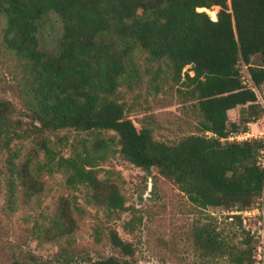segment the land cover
Returning <instances> with one entry per match:
<instances>
[{
	"label": "trees",
	"instance_id": "1",
	"mask_svg": "<svg viewBox=\"0 0 264 264\" xmlns=\"http://www.w3.org/2000/svg\"><path fill=\"white\" fill-rule=\"evenodd\" d=\"M213 7H218L216 18L206 12ZM0 15L7 46L24 60L22 91L35 136L36 147L15 170L23 198L44 190L39 170L58 169L67 185L87 187L90 200L108 216L128 209L118 185L98 177L94 156L86 150L64 156L45 135L72 129L114 131L124 159L146 172L155 167L198 208H248L257 197L264 200V167L256 161L263 140L228 139L264 112L259 95L264 89V0H0ZM51 15L61 27L54 52L41 49L38 39L42 21ZM150 74L156 89L159 78L181 82L200 112L195 132L174 142L160 141L149 126H139L127 115L119 88L140 86ZM8 113L9 104L0 101V136L10 132ZM39 150L45 161L34 168ZM230 217L254 241L248 257L253 264L255 234L240 215ZM133 222L134 216L127 226ZM76 228L71 203L62 198L48 223L36 231L46 241L65 239L70 245ZM218 234L204 225L193 236L199 248L213 253L221 250ZM107 237L120 256L73 263L61 246L57 261L140 264L127 258L133 246L116 230L110 229ZM246 253L239 249L234 260L244 262ZM10 258V264H27L14 253Z\"/></svg>",
	"mask_w": 264,
	"mask_h": 264
},
{
	"label": "rangeland",
	"instance_id": "2",
	"mask_svg": "<svg viewBox=\"0 0 264 264\" xmlns=\"http://www.w3.org/2000/svg\"><path fill=\"white\" fill-rule=\"evenodd\" d=\"M217 10L218 7H213L206 12L216 18ZM5 25V18L0 15V101L9 104L10 120V132L0 136V264H10L13 253L22 256L27 264H62L57 261L61 246L67 247L68 254L74 257L73 263L109 255L120 256L108 241L110 229L116 230L122 239L132 244L134 252L127 258L133 263L250 264L248 257L252 258L254 241L247 240L237 219L230 217V208L201 209L194 206L155 167L146 172L124 159L119 152L118 136L112 130L62 129L45 135L51 146L64 156L74 151L85 154V150L94 156L98 177L110 179L118 185L127 210L108 216L103 207L90 200L87 187L67 185L65 174L58 169L39 170L44 190L29 199L23 198L15 170L36 144L35 136L29 131L32 120L22 91L25 84L24 60L7 46ZM60 34L57 18L52 15L46 17L38 31L40 48L56 51ZM143 59V65L147 66ZM151 68L154 72L156 64ZM242 73L246 78L245 67H242ZM150 76H145L140 86L119 88L120 101L125 103L127 115L137 125L149 126L160 141L174 142L195 132L200 112L194 100L183 93L181 82L159 78V88L156 89L150 83ZM259 95L264 98V89L259 90ZM263 117L264 112L258 118L259 129L262 128L261 123L264 125ZM44 161V153L39 150L32 166L35 168ZM12 189L14 195L11 198ZM62 198L70 201L77 222L70 245L65 239L46 241L36 231L38 225L48 223ZM257 203L263 208L264 230L262 196L257 197L252 206ZM133 216V225L127 226ZM204 225L219 233L221 250L204 252L197 246L193 233ZM251 227H254L253 222ZM242 248L247 249V258L237 263L234 257Z\"/></svg>",
	"mask_w": 264,
	"mask_h": 264
},
{
	"label": "built area",
	"instance_id": "3",
	"mask_svg": "<svg viewBox=\"0 0 264 264\" xmlns=\"http://www.w3.org/2000/svg\"><path fill=\"white\" fill-rule=\"evenodd\" d=\"M248 76L245 78L246 82ZM257 119L256 121H258ZM252 138L261 139L264 142V131H254L251 127H249L245 131H241L235 134H230L228 136L229 140H248ZM257 164L260 167H264V148L259 150L257 155ZM263 208L258 203L254 206H250L248 208H240L235 206L228 213L230 215H240L242 218L243 225L246 229H250L252 233L255 234V238L257 239L255 254H254V262L253 264H264V230L262 228V213ZM253 222L254 227H251V223Z\"/></svg>",
	"mask_w": 264,
	"mask_h": 264
},
{
	"label": "crops",
	"instance_id": "4",
	"mask_svg": "<svg viewBox=\"0 0 264 264\" xmlns=\"http://www.w3.org/2000/svg\"><path fill=\"white\" fill-rule=\"evenodd\" d=\"M262 119L264 120V117H263ZM259 121H260V120H258V121H254V122H251V123L249 124V127H251L254 131H261L262 128H264V125L261 123V127H262V128L259 129V126H258ZM254 128H257V129L255 130Z\"/></svg>",
	"mask_w": 264,
	"mask_h": 264
}]
</instances>
